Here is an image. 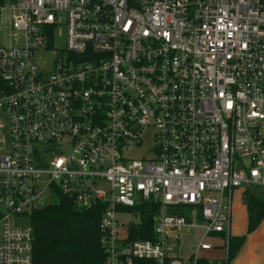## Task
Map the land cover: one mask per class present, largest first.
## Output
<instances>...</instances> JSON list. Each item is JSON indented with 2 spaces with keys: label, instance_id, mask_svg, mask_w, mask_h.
<instances>
[{
  "label": "built area",
  "instance_id": "built-area-1",
  "mask_svg": "<svg viewBox=\"0 0 264 264\" xmlns=\"http://www.w3.org/2000/svg\"><path fill=\"white\" fill-rule=\"evenodd\" d=\"M255 188L264 0L0 5V264H34L30 216L58 196L103 207V264H195L215 248L206 239L228 244L234 192ZM147 203L160 207L154 238L128 241ZM191 230L185 260L176 250Z\"/></svg>",
  "mask_w": 264,
  "mask_h": 264
},
{
  "label": "trees",
  "instance_id": "trees-1",
  "mask_svg": "<svg viewBox=\"0 0 264 264\" xmlns=\"http://www.w3.org/2000/svg\"><path fill=\"white\" fill-rule=\"evenodd\" d=\"M16 0H0V5ZM244 205L247 212V230L254 231L264 220V198L247 191ZM160 207L147 203L139 208L140 222L129 229L128 241L152 240L154 216ZM103 207L94 206L86 211H78L73 203L58 196L55 202L34 211L30 216L33 228L34 264H103L105 254L101 247L99 222ZM169 214L184 216L178 208L168 210ZM223 237V235H221ZM245 242V237H228L226 264L235 259ZM143 262L142 264H144ZM148 264V263H146ZM195 264H216L205 258Z\"/></svg>",
  "mask_w": 264,
  "mask_h": 264
},
{
  "label": "rangeland",
  "instance_id": "rangeland-1",
  "mask_svg": "<svg viewBox=\"0 0 264 264\" xmlns=\"http://www.w3.org/2000/svg\"><path fill=\"white\" fill-rule=\"evenodd\" d=\"M56 45L58 47H63L62 39H58L56 41ZM52 54L44 53L37 58V62L40 66H44L46 63L48 64L52 59ZM151 146L150 139L147 138L143 144V149L147 150ZM245 189L237 190L234 192L232 204H231V219H230V235L231 236H243L245 237V242L243 245V249L241 250L240 254L235 257L230 264H264V220L261 224L252 232H248L247 230V212L244 205V200L246 198ZM249 193L256 195L258 197L264 198V188H255L249 190ZM21 221L14 222V226H27L28 219L21 218ZM122 223L126 225V222L130 220L133 223H136L137 220L135 217H122ZM197 231L198 230H191ZM196 232V233H197ZM198 240L192 239L188 237V240H182V246L180 247V255L184 256L187 253L186 249H189L196 245ZM217 253V255H224V249L211 251L209 253ZM220 264V263H217Z\"/></svg>",
  "mask_w": 264,
  "mask_h": 264
},
{
  "label": "crops",
  "instance_id": "crops-1",
  "mask_svg": "<svg viewBox=\"0 0 264 264\" xmlns=\"http://www.w3.org/2000/svg\"><path fill=\"white\" fill-rule=\"evenodd\" d=\"M246 222H247V218H246ZM197 231H190V232H184L183 234H181L180 236V241L178 243V246H177V255L182 258V259H185V260H188L189 258H191L196 250V245H194L193 247L189 249H186L187 250V253L184 254V256L180 255V247L182 246V240L183 239H186L188 240V237H191L192 239H196V241L198 240L199 241V237H200V233L197 232ZM230 235V233H229ZM231 236V235H230ZM234 237H241V236H234ZM206 242L211 244L213 248L211 251H217V250H221V249H224L225 251V248H226V243H225V237H221V235H214L213 237H210L208 239H206ZM243 249V247H242ZM241 249V250H242ZM240 250V252H241ZM211 251H206V252H199V255L201 258H205L206 260H208L209 262L213 263V262H216L217 263H220V264H223L224 260L227 259V255H226V252L224 255H217V253H209ZM240 252L238 253V255L240 254ZM237 255V256H238ZM236 256V257H237ZM226 257V258H225Z\"/></svg>",
  "mask_w": 264,
  "mask_h": 264
}]
</instances>
